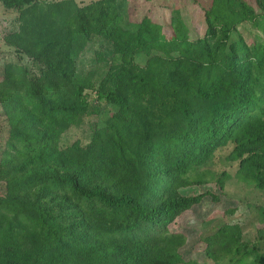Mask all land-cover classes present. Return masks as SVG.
Here are the masks:
<instances>
[{"label":"trees","instance_id":"trees-1","mask_svg":"<svg viewBox=\"0 0 264 264\" xmlns=\"http://www.w3.org/2000/svg\"><path fill=\"white\" fill-rule=\"evenodd\" d=\"M0 4L17 13L3 42L39 65L29 75L5 64L0 81V264H195L182 259L185 238L172 226L204 201L231 200L221 190L180 193L197 183L185 175L230 143L236 174L264 190V0H210L194 39L177 16L125 27L116 0ZM242 22L259 31L250 43ZM92 38L105 47L97 80L76 66ZM88 114L100 119L87 143L59 147ZM228 233L207 236L206 253L232 249L264 264V248Z\"/></svg>","mask_w":264,"mask_h":264},{"label":"rangeland","instance_id":"rangeland-1","mask_svg":"<svg viewBox=\"0 0 264 264\" xmlns=\"http://www.w3.org/2000/svg\"><path fill=\"white\" fill-rule=\"evenodd\" d=\"M59 1V0H52ZM78 5H84L91 0H73ZM254 5V0H246ZM210 0H116V6L122 16V24L132 28L142 16L149 17L160 25H168L171 16H177L185 25L188 37L194 39L202 36L205 23L203 10ZM16 15L14 10L3 8L0 4V81L5 64L15 63L28 70L29 75H37L39 65L33 63L23 55H19L12 46L3 42V35L16 29ZM237 32L250 43L254 34H258L249 22H242ZM260 34V33H259ZM236 33L232 36L235 37ZM97 38H92L79 55L76 66L78 70L94 69V79L105 70V62L96 57V53L103 54L105 49ZM136 62L143 63V58H136ZM100 105H103L101 102ZM104 111V109L102 110ZM99 116L88 114L81 117L78 125L69 126L58 139V146L64 147L77 140L81 145L87 143L90 136L91 123L99 121ZM7 121L0 105V156L7 138ZM231 148L228 143L217 148L209 160L202 166L190 170L185 177L197 183L181 188L182 194H193L203 190L221 192L231 200L223 207H213L208 201L186 211L172 226V229L184 235V244L179 248L183 260H192L195 264H253V255H239L232 249L216 250L206 253L205 241L207 236L223 228L225 234L236 228L239 239L251 243L256 249L264 248V190L256 188L253 183L236 174L237 160L227 158ZM222 179V187L217 182ZM221 190V191H220ZM5 193V181L0 180V195ZM233 209L226 213L225 206Z\"/></svg>","mask_w":264,"mask_h":264}]
</instances>
